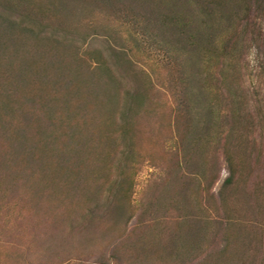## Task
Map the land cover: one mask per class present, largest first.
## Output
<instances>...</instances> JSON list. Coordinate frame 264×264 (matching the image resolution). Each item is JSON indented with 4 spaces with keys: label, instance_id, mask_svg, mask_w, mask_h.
I'll list each match as a JSON object with an SVG mask.
<instances>
[{
    "label": "rangeland",
    "instance_id": "rangeland-1",
    "mask_svg": "<svg viewBox=\"0 0 264 264\" xmlns=\"http://www.w3.org/2000/svg\"><path fill=\"white\" fill-rule=\"evenodd\" d=\"M83 5L99 30L91 29L74 59L31 42V57L13 46L3 58L0 49V115L19 83V101L38 106L25 119L38 118L48 147L44 162L33 142L10 135L9 116L0 124V264H264L260 4ZM248 7L260 17L251 12L244 28L238 17ZM225 155L237 178L222 205ZM121 169L135 181L127 200L115 197ZM202 216L222 221L209 231Z\"/></svg>",
    "mask_w": 264,
    "mask_h": 264
},
{
    "label": "trees",
    "instance_id": "trees-1",
    "mask_svg": "<svg viewBox=\"0 0 264 264\" xmlns=\"http://www.w3.org/2000/svg\"><path fill=\"white\" fill-rule=\"evenodd\" d=\"M83 1L84 0H0V49H2V52L4 53L2 54V56L4 55L3 58L6 56V53L10 52V50L13 51V46L16 47L15 52L13 51L14 53L20 54L21 56L28 54L29 57H31L32 52L27 51V45L30 42L31 44L35 43L40 46H44V51L45 48L47 51L49 49L53 50L55 47L59 48L61 55L66 58L76 55L80 44L86 41L91 29L93 31L99 30L95 28L96 22L93 21L94 13L84 7ZM261 1L262 0H257V3L260 4L258 12L264 14V6H262ZM251 12L255 13V18L260 17V15L257 17V11H253L251 7H248L246 15H240V17H238L241 18L242 24L244 23V28H246L245 26H249V24H251L249 21L252 22V17H250ZM67 47L71 48V53H67L64 50ZM118 56L119 58H122V54ZM28 81L30 82L29 87L32 88V79L28 78ZM15 84L16 85L14 87H17L11 89V91L15 93L8 94L10 95L9 98L12 99L13 106H11L10 110L5 108V114L2 113V115H0V124H2V121H6L5 119L9 116L14 122L11 124L9 123V125L12 126L9 130L10 135L15 138L19 137L17 138L18 140H24L28 144L29 142H33L34 145L32 146L35 147L34 150L41 152L43 155L42 159H44V148L48 150V147L45 146L42 140L43 132L40 129V122L38 123L37 117H34V120L25 119L27 118V114L36 115L34 113L37 111H34V109H37L38 106L36 105V101H33L32 99H30L29 103L19 101L20 98H18V96L19 92H21V88L18 86L19 83ZM9 87L10 86L8 85L6 91H8ZM138 93L140 94H135L136 96L133 97L134 101H136L137 97L142 94L141 91ZM40 103H43L41 104L42 106L40 105V108L45 113H47L48 110H51V108H49L44 102L40 101ZM22 110L24 111L23 114L21 113ZM44 131H47V129ZM20 133V136H16ZM128 141L129 143H126L127 148H125L127 150L125 151L127 155L130 154L129 156L132 157L131 154H133L132 151L135 148L131 139ZM29 149H31V147H29ZM214 157L217 156H213L212 159ZM225 158L228 162L229 176L225 180L221 191L217 195L219 201L222 202V205H224L225 190H227L231 185L236 184L237 178V171L234 168L233 159H231L229 155ZM57 159L58 157L56 160ZM212 159L210 156L208 164L209 168L207 172L212 174L211 177L213 179L210 182L215 183L218 181L219 176L216 173V158L214 161ZM127 160L129 161L132 159L129 158ZM57 163L60 162L57 160L53 165H56ZM131 164L134 165L133 161ZM69 168H72V164H69ZM120 172L123 179L122 181L119 180L121 181L119 185L118 179L116 181L119 189L116 192L115 197L120 196L121 199L125 197L127 200L133 195V192H128V190H133L135 181L134 177H132V173H129V170L121 169ZM121 199L118 204L122 203ZM221 221L222 220L219 217L215 216H202L201 218V223H203L209 231L213 225H220ZM235 222V220L233 221L230 219L227 221L228 226H226V228L233 226Z\"/></svg>",
    "mask_w": 264,
    "mask_h": 264
}]
</instances>
